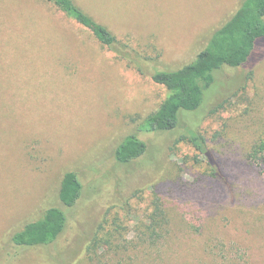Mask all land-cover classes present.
Wrapping results in <instances>:
<instances>
[{
	"label": "rangeland",
	"instance_id": "obj_1",
	"mask_svg": "<svg viewBox=\"0 0 264 264\" xmlns=\"http://www.w3.org/2000/svg\"><path fill=\"white\" fill-rule=\"evenodd\" d=\"M75 1L119 39L154 57L147 65L152 71L191 62L242 0ZM217 77L205 103L184 111L182 127L141 132L139 124L168 94L164 85L117 57L52 2L0 0L4 264H56L49 256L61 247L75 264L84 253L82 235L89 240L100 226L113 229L117 217L126 239L138 243L156 189L169 234L148 255L140 247L124 253L132 264H264V162L249 156L264 138V37L248 62L224 67ZM184 126L205 137L208 153L180 140ZM132 133L148 142V152L121 163L116 148ZM69 170L78 173L84 192L67 209L64 236L8 260L16 231L51 206H63L59 191ZM120 257L104 264H126Z\"/></svg>",
	"mask_w": 264,
	"mask_h": 264
},
{
	"label": "trees",
	"instance_id": "obj_2",
	"mask_svg": "<svg viewBox=\"0 0 264 264\" xmlns=\"http://www.w3.org/2000/svg\"><path fill=\"white\" fill-rule=\"evenodd\" d=\"M48 1L91 30L117 57L127 61L139 72L150 74L153 81L167 88L168 94L158 109L139 124L138 130L141 132H160L182 127L184 111H195L205 103L206 92L216 82L218 71L224 67L244 65L252 56L258 39L264 37V0H242L235 13L212 33L207 46L191 62L177 69L156 68L150 71L147 65L155 60L154 57L142 54L130 43L119 39L108 26L96 20L75 0ZM227 102L225 99L217 108L226 107ZM180 140L189 141L201 152L208 153L205 137L191 127L184 126ZM148 149V142L132 133L117 146L115 156L119 162L129 163L145 155ZM249 156L264 162V138ZM174 184L176 183L170 185L171 189ZM154 191V209L148 216V223L140 231L141 241L135 243L134 240L126 239V226L117 217L114 220L116 227L113 229L104 232L103 226H100L89 240L84 239L85 234L82 235L80 240L84 245V253L75 264H104L105 259L113 255L121 256L120 260H124L126 264H132L131 257L126 258L124 253L140 247L148 255L150 247L153 246L154 251L157 244L169 234V219L161 202V193L158 189ZM83 192L84 186L78 173L73 170L65 172L59 191L63 206H51L41 218L27 222L22 229L16 231L9 238L8 244H12L14 250L8 251L7 259L13 262L31 247L48 248L58 243L68 229L70 218L67 209L77 205ZM58 251L63 254L64 248L61 247ZM59 253L52 254L49 258L56 264H72L74 258L69 259L63 254L65 260H62ZM2 260L3 256L0 254V264H4Z\"/></svg>",
	"mask_w": 264,
	"mask_h": 264
},
{
	"label": "crops",
	"instance_id": "obj_3",
	"mask_svg": "<svg viewBox=\"0 0 264 264\" xmlns=\"http://www.w3.org/2000/svg\"><path fill=\"white\" fill-rule=\"evenodd\" d=\"M225 23V22H224Z\"/></svg>",
	"mask_w": 264,
	"mask_h": 264
}]
</instances>
